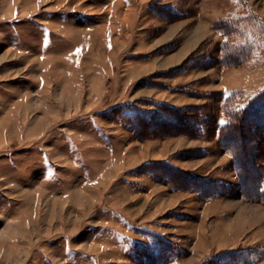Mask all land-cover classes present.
Here are the masks:
<instances>
[{
    "label": "rangeland",
    "instance_id": "1",
    "mask_svg": "<svg viewBox=\"0 0 264 264\" xmlns=\"http://www.w3.org/2000/svg\"><path fill=\"white\" fill-rule=\"evenodd\" d=\"M263 96L264 0H0V264H264Z\"/></svg>",
    "mask_w": 264,
    "mask_h": 264
},
{
    "label": "trees",
    "instance_id": "2",
    "mask_svg": "<svg viewBox=\"0 0 264 264\" xmlns=\"http://www.w3.org/2000/svg\"><path fill=\"white\" fill-rule=\"evenodd\" d=\"M261 104L264 105V96L260 101L255 102V106H257V105L260 106ZM255 106L253 105L251 107H255ZM243 121L244 120L241 117L238 118V117L233 116V114H231L230 119L226 122V124H224V126L222 128L228 129V128H231L232 126H236L237 123L240 124Z\"/></svg>",
    "mask_w": 264,
    "mask_h": 264
}]
</instances>
